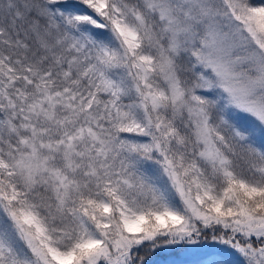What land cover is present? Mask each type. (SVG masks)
Segmentation results:
<instances>
[{
	"label": "snow or ice",
	"instance_id": "1",
	"mask_svg": "<svg viewBox=\"0 0 264 264\" xmlns=\"http://www.w3.org/2000/svg\"><path fill=\"white\" fill-rule=\"evenodd\" d=\"M0 264H264V0H0Z\"/></svg>",
	"mask_w": 264,
	"mask_h": 264
}]
</instances>
